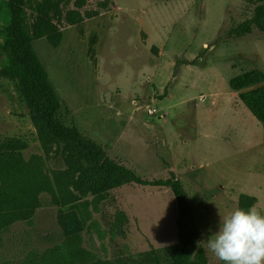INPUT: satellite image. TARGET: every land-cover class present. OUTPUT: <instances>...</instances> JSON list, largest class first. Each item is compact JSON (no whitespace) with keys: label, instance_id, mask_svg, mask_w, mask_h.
Returning a JSON list of instances; mask_svg holds the SVG:
<instances>
[{"label":"rangeland","instance_id":"1","mask_svg":"<svg viewBox=\"0 0 264 264\" xmlns=\"http://www.w3.org/2000/svg\"><path fill=\"white\" fill-rule=\"evenodd\" d=\"M260 3L52 0L56 28L32 41L60 99L61 125L95 144L101 162L146 181L182 182L191 209L187 229L198 237L189 264H200L199 246L206 264H222L207 240L220 216L239 208L241 194L255 196L264 212V126L231 87L237 75L264 73V32L226 37ZM12 138L26 144L24 159L40 163L53 183L87 172L86 186L106 188L73 206L86 223H72L69 232H76L64 243L62 208L44 193L29 221L3 230L0 264H177L179 211L171 186H109L112 177L99 174L79 147H45L13 79L0 76V142Z\"/></svg>","mask_w":264,"mask_h":264},{"label":"trees","instance_id":"2","mask_svg":"<svg viewBox=\"0 0 264 264\" xmlns=\"http://www.w3.org/2000/svg\"><path fill=\"white\" fill-rule=\"evenodd\" d=\"M52 0H0V76L13 79L14 85L27 102L30 115L39 130V138L45 147L55 144L72 143L81 149V153L92 160L99 174L112 177L110 186L126 182L139 184L171 186L178 202L179 246L177 264H189V259L196 247L197 234L187 229L186 219L190 217V202L182 182L178 179L146 181L134 171L118 163L101 162V152L92 142L86 141L75 129L61 125L56 115L60 109V99L50 83L48 74L32 47V41L50 35L55 15L51 13ZM255 29L264 32V0L254 11V15L230 28L227 38H243L252 34ZM195 63V61H194ZM233 90L240 91L239 97L256 119L264 126V73L253 70L235 76L231 80ZM24 144L20 139H8L0 142V236L10 225L29 221L36 209L41 206L42 195L50 194L52 202L60 205L62 215L58 218L61 228L62 243L68 241L71 224L85 226L76 210L79 200L89 192L97 196L106 187L102 184L86 186L83 183L85 172L80 178L62 180L57 178L53 183L37 161L24 159L21 150ZM94 170V169H93ZM82 182V183H81ZM103 183V182H102ZM74 186L80 193L71 189ZM257 203V198L241 194L239 208L248 209ZM262 212V211H261ZM264 214V212H262ZM76 232V231H75ZM78 234V233H77ZM61 244V243H60ZM65 245L62 246V249ZM200 264H206L202 247L195 253Z\"/></svg>","mask_w":264,"mask_h":264},{"label":"clouds","instance_id":"3","mask_svg":"<svg viewBox=\"0 0 264 264\" xmlns=\"http://www.w3.org/2000/svg\"><path fill=\"white\" fill-rule=\"evenodd\" d=\"M207 248L222 264H264V214L252 205L220 216Z\"/></svg>","mask_w":264,"mask_h":264},{"label":"built area","instance_id":"4","mask_svg":"<svg viewBox=\"0 0 264 264\" xmlns=\"http://www.w3.org/2000/svg\"><path fill=\"white\" fill-rule=\"evenodd\" d=\"M149 112H150L151 114H154L155 109H149Z\"/></svg>","mask_w":264,"mask_h":264}]
</instances>
